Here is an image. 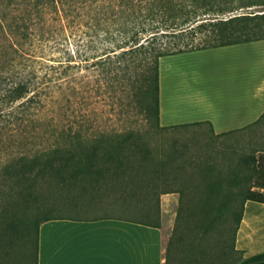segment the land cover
Returning a JSON list of instances; mask_svg holds the SVG:
<instances>
[{"label": "rangeland", "instance_id": "obj_1", "mask_svg": "<svg viewBox=\"0 0 264 264\" xmlns=\"http://www.w3.org/2000/svg\"><path fill=\"white\" fill-rule=\"evenodd\" d=\"M64 1L66 12L47 20L51 31L36 48L38 57L34 66L39 74L36 90L40 91L41 102L27 108L21 104L24 99L9 105L0 103V208H10V203L14 202L21 213L24 211L30 217L36 213L38 217L113 216L144 220L145 204L125 198L118 189L105 184L82 190L54 178L46 179L36 182L34 190L24 196L7 184L4 164L11 165L21 156L29 157L63 146L66 134L73 132L88 138L99 134H142L155 158L174 151L173 163L184 162L187 174L194 175L193 172H202L206 165L212 166V176H222L225 184L246 156L256 158L264 153V117L221 136H215L207 122L159 127L153 112L140 109L133 98L130 78L118 70V79L109 88L106 73L91 65L103 52L122 49L117 48V44H121L125 28L128 34L131 32L128 30L150 22L151 18H142L138 5L126 10L120 0ZM240 2L235 0L228 4L227 9L233 10L219 15L225 17L235 12L264 9V0H255L261 4L239 8ZM143 5L145 13L148 5ZM149 35L150 30L144 31L140 41ZM191 58L197 61L199 70V98L190 101L200 104L198 108L192 106L180 112L182 118L211 119L214 130L221 132L242 126L238 122L242 114L250 115L263 108L264 39L196 51ZM192 180L202 181L200 177ZM243 185L246 186V182ZM227 186L233 191L237 189L232 184ZM235 197L237 200L230 210L236 212L240 208V195ZM176 209L177 204L167 202L160 215L159 222L167 228L165 241L171 233ZM230 210L226 208L221 212L207 237L198 233L197 242L201 241L206 254L204 264L229 263L236 256L228 249L234 227ZM2 217L0 213V223ZM194 231L182 228L181 233L186 240L190 234L196 239ZM27 247L25 252L29 250L32 254V246ZM223 248L225 255H222ZM4 255V249H0V257ZM0 261L20 263L16 252H12L8 260L0 258Z\"/></svg>", "mask_w": 264, "mask_h": 264}, {"label": "trees", "instance_id": "obj_2", "mask_svg": "<svg viewBox=\"0 0 264 264\" xmlns=\"http://www.w3.org/2000/svg\"><path fill=\"white\" fill-rule=\"evenodd\" d=\"M234 1L120 0L126 10L138 5L142 18L149 17L151 21L128 30L131 31L128 34L125 28V36L121 44H117V48L122 49L103 52L104 55L91 65L102 68L106 73L109 88L118 79V70L130 78L133 98L140 109L153 112L159 127L199 124L201 121L159 125L158 60L167 54L264 39V9L235 12L225 17L219 15L232 11L227 9V5ZM240 1L239 8L261 4L255 0ZM65 2L0 0V103L9 105L24 99L21 104L27 108L41 102L40 91L36 90L39 85V74L34 66L38 57L36 48L51 31L47 20L66 12ZM143 4L148 5L145 13L141 8ZM147 30H150V35L140 41V34ZM262 117L264 112L252 123ZM244 127L214 135H227ZM173 152L155 158L142 134H99L88 138L73 132L66 134L63 146L29 157L21 156L11 165L4 164L3 169L8 176L4 179L23 196L34 190L36 182L46 179L54 178L68 187L82 190L105 184L108 188L118 189L121 196L145 204L144 220L117 218L153 226H159L160 195L177 192L178 204L171 233L165 241L163 264H204L206 254L201 241L197 242L200 240L197 239L198 233L203 238L207 237L221 212L226 208L230 210L237 200L235 196L240 195L239 210H230L234 227L228 249L236 256L231 262L222 263L238 264L243 251L235 248L234 241L243 204L246 200L264 203V153L256 158L246 156L241 167L226 178L228 185L237 186L233 191L224 183L222 176H212V166L206 165L202 172H193L194 175L187 174L184 162L173 163L176 158ZM196 177L202 181H193L192 178ZM16 204L13 202L10 208H0L3 214L0 249H4L5 254L0 258L8 260L11 253L16 252L19 264L23 260L24 264H29L30 260L31 264L37 263V232L42 221L62 217L88 219L54 215L38 217L36 213L30 217L24 211L21 213ZM182 228L195 229L196 239L190 234L186 240L185 234L181 233ZM27 246H32V254L29 250L25 252ZM225 253L223 248L222 255ZM0 264L5 263L0 261Z\"/></svg>", "mask_w": 264, "mask_h": 264}, {"label": "crops", "instance_id": "obj_3", "mask_svg": "<svg viewBox=\"0 0 264 264\" xmlns=\"http://www.w3.org/2000/svg\"><path fill=\"white\" fill-rule=\"evenodd\" d=\"M202 50L205 49L159 57L160 126L201 121L209 123L213 133H220L214 130L211 119L190 120L182 118L180 114L188 107L200 104L190 101L192 98H199V70L196 68L197 61H193L191 57L196 51ZM261 85H264V74ZM262 112L264 105L250 115L242 114L238 120L242 125L240 127L256 120ZM167 202L178 204V193L160 195L161 216ZM166 229L162 221L159 226H153L112 216L97 219H48L38 226L36 264H163ZM234 246L243 251L238 264H264V203L252 200L244 202Z\"/></svg>", "mask_w": 264, "mask_h": 264}]
</instances>
